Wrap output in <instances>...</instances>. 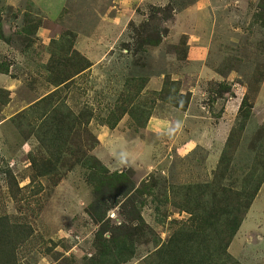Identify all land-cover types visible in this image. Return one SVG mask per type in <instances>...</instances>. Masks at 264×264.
Returning a JSON list of instances; mask_svg holds the SVG:
<instances>
[{
  "label": "rangeland",
  "instance_id": "rangeland-1",
  "mask_svg": "<svg viewBox=\"0 0 264 264\" xmlns=\"http://www.w3.org/2000/svg\"><path fill=\"white\" fill-rule=\"evenodd\" d=\"M204 64L225 79L199 80ZM6 68L0 260L84 264L120 257L126 242L134 253L120 264H175L155 250L170 239L183 244L180 230H198L196 259L250 261V252L229 253L234 236L223 214L227 195L235 197L230 209L243 212L264 180V0H0ZM57 115L62 131L54 142L62 140L63 154L43 163L41 137ZM38 127H47L42 136ZM198 129L211 132L209 150L189 143ZM92 164L112 176L99 202ZM116 171L126 173L123 191ZM210 207L216 214L207 219Z\"/></svg>",
  "mask_w": 264,
  "mask_h": 264
},
{
  "label": "trees",
  "instance_id": "trees-1",
  "mask_svg": "<svg viewBox=\"0 0 264 264\" xmlns=\"http://www.w3.org/2000/svg\"><path fill=\"white\" fill-rule=\"evenodd\" d=\"M7 70H8L7 68L6 69H0V72L6 73ZM57 116H58V119L52 121L53 126L51 127L47 136L44 135L43 137H41L42 145H45L44 142L46 143L45 149H46V153L48 154V157L43 159V163H52L57 158H60V156L63 154V152H62L63 148L62 147H63L64 143H62V140L59 141V145H56L57 142H54L56 137L58 136L59 132L62 131L61 128L59 127V125L61 124L60 122H62V121L60 119V116L59 115H57ZM51 120L52 119H50V121ZM45 129H47V127H44L43 129H41L40 127L37 128V131L39 132L40 136H42V133L44 132ZM40 131H42V133ZM49 146L55 147V148L54 149L51 148V150L47 151V148H49ZM89 158H90V160H92V158H93L92 161H94V159H95L94 162H96L95 157L90 156ZM89 164L90 163H88V166H89ZM44 166H46V164ZM90 167H92L93 169L90 170V172L88 174V178L91 181H93V180L96 181V183H97L94 186L96 189L98 188L97 201L99 202L100 200H102L105 197L104 193H108L111 191V189H112V185H111L112 176H110L108 174L102 175L100 173V171H96L94 169V167H95L94 164L90 165ZM98 167H99V170L104 171V170H102V168L100 166H98ZM47 172H48V170L42 169L41 174H46ZM111 174H113L114 177L117 176L120 179V181H118L117 187L122 189V191L124 190V188L128 187L129 182L126 178V173L116 171V173H111ZM259 187H260V185L255 187L253 194H251L249 199L247 200L246 209L243 212H241V209L236 207V206H234V208L230 209L228 202L235 201V197L231 194L226 196V199H227L226 207L228 210H226V215L223 214V216L225 217L226 225L227 226L229 225L228 226V229L230 231L229 237H232L235 235L236 231L238 230V228L240 226V223L242 222V220L244 219V217L246 215V212L248 210L250 202H251V200H253V198L257 194ZM206 213H207V219L215 218L216 212H214V210L212 212L211 207L206 211ZM216 218H217V216H216ZM194 219H197V218H194ZM209 221H211V220H209ZM188 232H189V230H180V231H178V233L176 235V240L180 236H183V239H185V242H183V244H180L178 241L173 242V240L170 239L167 243H165V244L163 243V244L159 245L155 251L162 254L166 250L170 254V256H171V258L175 264H201V262L203 264H210L207 261V257H202L203 260H199V259H196L197 257L194 256V248H195L194 244L196 243L195 239H197L199 236L198 230L193 231L194 234L188 233ZM200 233H201V231H200ZM183 234H185V236ZM120 245H122V247L118 251L119 252L118 256H120V257H114V254L116 255V253L113 252L108 257H101L100 260H97L95 258H87L86 261L84 262V264H120V263L127 261L133 255L134 249L132 247H127L126 242H122V244H120ZM193 245H194V247L192 248ZM3 248L5 250V251H3V254L5 256H7V257L12 256L13 250L10 247V245L5 244ZM108 253H109V250H106L104 255H107ZM1 257H3V255ZM187 257H189V258H187ZM192 257H194V259H192ZM162 258L165 259V257H162ZM171 263L172 262H170L169 264H171ZM0 264H14V263H10V260L5 257V259L0 260ZM212 264H216V262H214Z\"/></svg>",
  "mask_w": 264,
  "mask_h": 264
},
{
  "label": "crops",
  "instance_id": "crops-1",
  "mask_svg": "<svg viewBox=\"0 0 264 264\" xmlns=\"http://www.w3.org/2000/svg\"><path fill=\"white\" fill-rule=\"evenodd\" d=\"M118 1H122L123 5L127 6V5H131L135 1L143 2L144 0H118ZM108 10L109 8H107V11L105 14H108ZM115 22H116L115 18H104L103 19V24L105 25L108 24V25H111L112 27L116 25ZM185 25L186 23H180L179 28L182 29ZM183 31L185 30L183 29ZM186 31L195 32L194 28H191V27L186 29ZM193 37L194 35L190 36L189 43H191L190 41ZM80 41L84 43L83 40H80ZM89 50H88V54L92 55L91 50L90 51ZM204 51L205 50H202L199 48H194L192 53H194L195 55L201 56L204 54L203 53ZM206 54L208 53L206 52ZM195 74L199 78V80L221 82L223 79H225L224 76L218 71V69H216L214 66H210L207 64L200 66V68L198 69V71L195 72ZM13 101L14 100H12V102ZM193 102H194V98L188 104L189 110H193V107H192ZM230 104L232 106V103ZM217 127H219V125ZM198 132L199 134H201L202 133L201 129H198ZM203 133L209 134L208 137L207 136L203 137L201 134L197 137L195 136V140H189L190 141L189 143H191V146H192V143L194 142H196V144L201 143L203 146H207V147H204L205 149L209 150V146L211 145V142L209 140L211 132H203ZM253 201L254 202L250 206L238 230L236 231L232 241L230 242L229 253L233 257H244L245 254H248L250 252L251 256L250 255H247L248 257L246 256L247 258H251L250 261L244 262L243 261L244 258H243L242 259L243 264H264V257H263L264 253L261 251V247L264 248V180Z\"/></svg>",
  "mask_w": 264,
  "mask_h": 264
}]
</instances>
